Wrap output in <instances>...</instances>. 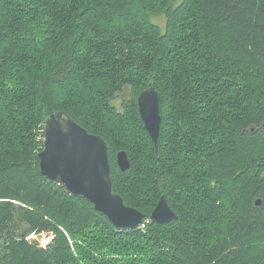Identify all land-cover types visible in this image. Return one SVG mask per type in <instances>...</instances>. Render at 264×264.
I'll return each mask as SVG.
<instances>
[{"label": "trees", "instance_id": "obj_1", "mask_svg": "<svg viewBox=\"0 0 264 264\" xmlns=\"http://www.w3.org/2000/svg\"><path fill=\"white\" fill-rule=\"evenodd\" d=\"M149 82L157 152L136 101ZM58 111L104 139L142 226L40 173ZM161 195L168 223L150 218ZM0 264H264V0H0Z\"/></svg>", "mask_w": 264, "mask_h": 264}, {"label": "water", "instance_id": "obj_2", "mask_svg": "<svg viewBox=\"0 0 264 264\" xmlns=\"http://www.w3.org/2000/svg\"><path fill=\"white\" fill-rule=\"evenodd\" d=\"M136 101L157 152L161 115L159 95L152 82L139 92ZM43 133L42 147L37 154L38 168L43 176L63 184L71 195L89 201L95 211L105 216L116 229H134L143 225V213L127 205L123 197L114 192L107 146L100 135L89 133L63 111L45 118ZM116 162L122 171L130 166L124 150L117 152ZM255 203L260 204V199ZM150 218L158 223H168L177 216L161 195Z\"/></svg>", "mask_w": 264, "mask_h": 264}, {"label": "rangeland", "instance_id": "obj_3", "mask_svg": "<svg viewBox=\"0 0 264 264\" xmlns=\"http://www.w3.org/2000/svg\"><path fill=\"white\" fill-rule=\"evenodd\" d=\"M28 97V95H27ZM54 234L52 231H33L25 239L37 247L45 248L53 238ZM71 243V241H70Z\"/></svg>", "mask_w": 264, "mask_h": 264}, {"label": "built area", "instance_id": "obj_4", "mask_svg": "<svg viewBox=\"0 0 264 264\" xmlns=\"http://www.w3.org/2000/svg\"><path fill=\"white\" fill-rule=\"evenodd\" d=\"M43 126H44V123H43ZM44 138V137H43Z\"/></svg>", "mask_w": 264, "mask_h": 264}]
</instances>
